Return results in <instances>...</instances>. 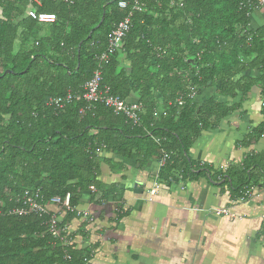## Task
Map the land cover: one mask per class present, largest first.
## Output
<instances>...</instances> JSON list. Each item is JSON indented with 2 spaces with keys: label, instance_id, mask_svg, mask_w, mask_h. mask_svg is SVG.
I'll return each mask as SVG.
<instances>
[{
  "label": "trees",
  "instance_id": "16d2710c",
  "mask_svg": "<svg viewBox=\"0 0 264 264\" xmlns=\"http://www.w3.org/2000/svg\"><path fill=\"white\" fill-rule=\"evenodd\" d=\"M38 2L37 12L53 14V23L29 19L27 0H0L1 210L15 206L25 190H38L43 201L70 193L76 206V198L89 195L93 186L99 192L96 202L108 201L113 189L97 182L99 157L108 152L159 158L164 151L170 157L159 178L170 182L178 175L187 181L199 169L185 157L187 147L210 118L231 114L237 96L240 104L258 82L264 114V26L251 27L254 0H138L139 11L132 9L133 0ZM119 2L127 7L120 9ZM127 17L122 48L100 71L112 95L137 96L140 126L100 104L48 108V99L78 92L90 80L108 34ZM124 61L127 69L120 67ZM208 89L229 102L202 99ZM159 104L164 113L156 116ZM262 163L250 156L241 172L231 175L227 169L221 175L223 183L236 177L234 199L264 173ZM70 217H62L61 224ZM46 220L0 217V264H87L85 250L66 249V260L51 246Z\"/></svg>",
  "mask_w": 264,
  "mask_h": 264
},
{
  "label": "crops",
  "instance_id": "0c3cea01",
  "mask_svg": "<svg viewBox=\"0 0 264 264\" xmlns=\"http://www.w3.org/2000/svg\"><path fill=\"white\" fill-rule=\"evenodd\" d=\"M251 17V27L264 26V10ZM122 65L128 68L125 61ZM261 88L260 82L253 84L240 104V96L232 102L238 105L231 114L209 119L186 149L185 157L199 169L187 181L178 175L170 182L158 177L159 190L150 202L147 192L159 158L139 152L133 158L101 154L97 182L114 192L103 203L96 202L97 191L95 198H76L75 207L87 211L92 222L74 216L64 224L74 239L72 248L85 250L87 264H264V173L256 175L245 202L233 198L236 177L224 183L220 179L227 169L231 175L241 172L247 157L264 160ZM210 97L229 102L213 90L204 91L202 99ZM159 105L156 116L164 113ZM211 208H226L243 219L203 212Z\"/></svg>",
  "mask_w": 264,
  "mask_h": 264
},
{
  "label": "built area",
  "instance_id": "2783aa9c",
  "mask_svg": "<svg viewBox=\"0 0 264 264\" xmlns=\"http://www.w3.org/2000/svg\"><path fill=\"white\" fill-rule=\"evenodd\" d=\"M28 8L26 10V16L37 22L38 24H51L55 21L53 14L37 12L35 7H39L38 0H27ZM138 0H133L132 9L139 11ZM255 11L264 10V0H254ZM118 7L124 9L127 7L126 2H119ZM130 17V15H129ZM129 17L119 22L118 25L112 29L106 38V44L104 51L97 57L98 69L92 73L89 81H87L78 92H67L63 96L50 98L46 102L48 108L55 110H62L67 105L73 102H82L86 108H92L96 104H100L109 109L114 115L122 116L132 126L138 127L141 122L142 108L137 101L122 100L111 94L110 89L107 86L102 85L101 77V65L106 63L111 56L116 54L122 48V39L125 37L130 26ZM190 97H195L194 89H191ZM178 106L182 105V100L179 98L176 100ZM261 107L263 105L261 104ZM79 114L83 115V109H80ZM156 144L159 143L158 139H153ZM100 153L98 150L97 155ZM170 155L161 151L158 159V172L154 176V180L150 189L147 192V201H151L158 193L159 184L157 179L159 177L160 170L165 166ZM252 187L245 189L242 196L239 198V202H245L250 199L252 195ZM89 195H95L96 189L93 186L88 188ZM54 207V211L49 210V207ZM205 214H209L214 217H226L230 219L242 220L243 217L237 216L230 212L226 208H211L203 210ZM66 214H73L86 222H92V217L87 211L78 210L75 206H71V194L66 193L62 197H51L47 201H43L38 190H25L19 196L16 197L15 206L10 209L1 210L0 217L12 216L16 218L24 217H46L47 220L43 222L45 226V234L53 240L51 246L59 247L63 253L64 258L69 260L66 249L72 248L74 239L67 231L66 227L61 224V219Z\"/></svg>",
  "mask_w": 264,
  "mask_h": 264
},
{
  "label": "water",
  "instance_id": "95a60500",
  "mask_svg": "<svg viewBox=\"0 0 264 264\" xmlns=\"http://www.w3.org/2000/svg\"><path fill=\"white\" fill-rule=\"evenodd\" d=\"M103 20V16H102V19H101V21ZM101 23V22H100ZM6 74H9L10 73V71H6L5 72Z\"/></svg>",
  "mask_w": 264,
  "mask_h": 264
},
{
  "label": "rangeland",
  "instance_id": "374dc122",
  "mask_svg": "<svg viewBox=\"0 0 264 264\" xmlns=\"http://www.w3.org/2000/svg\"><path fill=\"white\" fill-rule=\"evenodd\" d=\"M46 30H44V31H42V32H45ZM120 67H123V65L122 64H120Z\"/></svg>",
  "mask_w": 264,
  "mask_h": 264
}]
</instances>
